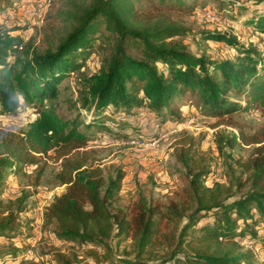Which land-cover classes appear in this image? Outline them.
Here are the masks:
<instances>
[{
	"label": "trees",
	"instance_id": "16d2710c",
	"mask_svg": "<svg viewBox=\"0 0 264 264\" xmlns=\"http://www.w3.org/2000/svg\"><path fill=\"white\" fill-rule=\"evenodd\" d=\"M25 1L2 0L0 10ZM135 1L89 0L77 14L73 29L43 51L11 33L28 27L26 19L0 28V115H15L25 108L37 113L18 131L0 129V236L12 237L23 226L19 214L28 210L24 201L36 193L44 167L36 170L31 188L14 199L1 197L6 179L45 156L59 161L53 181L65 187L43 212V225L51 226L56 240L109 248L107 241L115 238L118 260L111 264H249L254 252L236 239L247 236L264 245V235L260 237L254 228L259 222L264 224V122L251 134L239 129L222 140L230 148L238 140L253 145L247 158L235 159L248 173L250 189L231 201L232 187L219 182L207 185L209 172L193 171L184 150L180 160L192 173L182 187V197L165 204L139 198L129 206L114 208L124 172L117 169L105 176L91 151L79 149L105 131L116 139L142 138L144 125L129 118L142 110L159 126L170 122V127L183 122L180 109L191 105L217 118L250 110L264 115V52L257 42L243 43L227 32L204 31L202 39L226 44L237 58L218 60L193 54L177 42H165L187 33L183 27L129 26L126 2ZM158 1L186 9L184 0ZM229 1L225 9L229 19L264 32L262 2ZM103 23L115 35V43L102 56L97 72L80 74L79 96L73 104L87 111L84 117H69L55 102L57 87L70 72L81 68L96 40L94 32ZM128 39L140 47L142 59L126 52ZM230 93L240 99L231 98ZM143 139L152 140V135ZM206 214L211 220L199 224ZM184 217L186 222L180 226ZM189 232L192 239H188ZM126 240L128 244L120 249ZM18 256V249H0L2 259ZM56 259L59 264H73L75 257L57 253Z\"/></svg>",
	"mask_w": 264,
	"mask_h": 264
},
{
	"label": "rangeland",
	"instance_id": "374dc122",
	"mask_svg": "<svg viewBox=\"0 0 264 264\" xmlns=\"http://www.w3.org/2000/svg\"><path fill=\"white\" fill-rule=\"evenodd\" d=\"M3 1L10 2V0ZM184 1L186 9L170 6L168 1L161 3L158 0H137L132 5L126 2V21L133 28L154 29L169 25L183 27L187 33L167 38L165 42H177L193 54L206 55L213 59L234 61L237 53L224 43L202 39L201 32L219 31L238 34L237 38L243 43L257 42L264 52V32L246 25H242L243 30L229 27L224 29L223 19L231 20L226 16L228 15L226 8L232 1ZM88 2L89 0H52L47 10L33 19V23H27L28 27L22 31H11V33L19 35L24 42H31L34 47L43 51L49 43L54 46L73 29L77 14ZM255 2H262L264 5V0H248V3ZM15 23V21H6L0 23V28ZM94 35L96 40L93 42L92 51L82 61L81 68L70 72L57 87L59 95L55 102L59 103L60 109H63L69 117L78 114L84 117L87 111L73 104L79 96L77 85L80 74L89 75L97 72L102 56L115 43V35L104 23L98 26ZM125 50L134 58H143L140 47L132 40L126 41ZM78 60L80 62V59ZM229 96L240 99L234 93H230ZM241 104H244L242 99ZM140 112V115H130L129 118L139 120L144 125L142 138L116 139L110 137L105 131L103 135L90 138L88 143L79 148L91 151V157L95 160V164L102 167L105 176L114 174L117 169L124 172L121 189L113 203L114 208L129 206L139 198L151 204H165L169 200L182 197V187L187 184L192 173L180 160V157H185L184 150L187 151V158H190L187 163L193 171L202 169L209 172L205 181L207 185L219 182L232 187L234 195L228 201L243 195L250 189L248 173L237 166L235 159L247 158L253 145H245L238 140L239 143L230 148L222 140L230 133L238 134L239 129L249 134L256 131L264 122L261 111L235 112L217 118L204 115L196 109L195 105L185 106L180 109L181 116L185 119L172 127L170 122L159 126L153 121L148 111ZM36 116L37 113L31 108H25L15 115H0V129L18 131L19 128L26 127L27 123L34 120ZM229 119L237 121L239 125L228 122ZM151 135L152 140L143 139ZM40 165H43L44 171L36 187V193L24 201L28 210L19 214L23 226L12 237L0 236V249H18L19 256L5 259L0 257V264H59L56 259L57 253L70 259L75 257L73 264L117 262L115 238L107 241L109 248L90 246L81 242L58 241L51 226L43 225L44 209L52 198L63 192L65 188L53 181V174L58 169L59 161H54L52 157L43 156L40 163L27 166L16 175L9 176L5 181V189L1 197L4 200L14 199L23 190L31 188L30 184ZM209 220L211 218L206 214L199 224ZM185 222L184 217L180 226ZM254 228L260 237L264 235L263 222H259ZM188 234V239H192V233ZM195 234L201 235V232L197 231ZM236 240L244 249L249 248L254 252V259L249 264H264L263 242L253 243L247 236ZM128 242L129 240L122 242L119 248L121 249ZM194 244L197 246L198 243ZM184 249L190 251L189 247Z\"/></svg>",
	"mask_w": 264,
	"mask_h": 264
},
{
	"label": "built area",
	"instance_id": "2783aa9c",
	"mask_svg": "<svg viewBox=\"0 0 264 264\" xmlns=\"http://www.w3.org/2000/svg\"><path fill=\"white\" fill-rule=\"evenodd\" d=\"M52 0H27L25 2H21L18 6H13L7 8L3 11L0 10V23L6 21H23L26 19L28 24L33 23V19L35 17L41 16L47 8L50 6ZM224 29L227 27L237 30H243L244 26L237 25L233 23L231 20L223 19ZM236 37H239L238 34H235Z\"/></svg>",
	"mask_w": 264,
	"mask_h": 264
}]
</instances>
